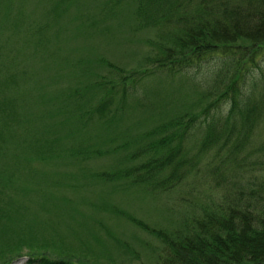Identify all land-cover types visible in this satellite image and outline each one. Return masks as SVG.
Segmentation results:
<instances>
[{"label":"rangeland","instance_id":"1","mask_svg":"<svg viewBox=\"0 0 264 264\" xmlns=\"http://www.w3.org/2000/svg\"><path fill=\"white\" fill-rule=\"evenodd\" d=\"M41 6L42 0H2L0 26L15 27L21 17L44 21L48 17L40 16ZM133 12L134 0H76L62 19L52 16L53 28L48 34L55 36L56 41L50 49L70 60L69 65L60 66V71L55 63L51 67L48 76L55 77L56 82L45 80V70L50 66L46 65L42 70L30 55L23 57L28 68H20L25 64L21 58L23 36L8 34L0 38L1 51L6 55L15 54L17 68L29 72L27 80H21L4 93L10 100L16 99L15 103L11 101L10 108L17 131L55 130L52 143L65 150L67 155L61 159L23 162L19 177L16 161L0 155V166L7 162L11 168L9 176L16 177L11 185H6L2 182L6 174L0 173V193L4 197L10 194L17 205H22L17 213L9 207L11 216L6 223L16 230L23 229L25 234L33 233L31 237L38 240L35 243L30 240L33 248L46 238L48 243L54 240L56 244H64L62 248L66 252L83 256L80 246L84 245L87 256L82 260L86 264H89L87 258L94 264H159L161 242L142 230L129 216L156 228H178L194 211L220 199L225 193L223 187H215L205 167L208 160L215 165L222 163L224 168L228 163L237 166L239 160H246L242 166L248 169L245 177L250 178L252 169L257 167L254 162L264 156L263 123L253 141L238 155L226 159V153H222L215 159V150L209 151L208 156L197 159L202 168L200 175L189 177L170 191L155 190L149 183H136L131 178L108 181L99 176L101 172L130 165L123 157L128 149L114 151L118 145L134 143L147 129L193 103H198L194 109L197 112L204 102L221 94L228 75L234 70L232 57L227 64L213 61L215 57L183 75L159 73L139 81L136 91L124 97L118 90L129 87L132 79L137 81L139 73L147 66L152 68L146 58L154 53L153 42L159 39L156 30L141 26ZM81 24L92 25L93 28L88 30L90 34L79 29ZM245 52L244 56L248 57L242 59L253 56L249 50ZM39 58L47 61L43 56ZM83 69L90 75H80ZM96 81L98 106L103 98L110 96L114 97V103L107 108L109 113L105 118L98 113V123L87 126L89 122H79L77 113L69 111L82 102L70 95L78 87ZM263 92L264 82L257 88V95ZM54 95L50 106L41 114L48 105V98ZM66 101L72 106L69 107ZM17 137L18 134H10L6 147ZM96 144L104 150L98 156L92 154L81 160L69 156V150L78 145ZM197 146L196 139L192 143L193 155L198 151ZM21 180L34 187L30 194L17 192ZM3 196L0 206L4 205ZM45 197H48V203L43 206L40 202ZM26 251V255L13 257L10 264H25L29 259ZM58 251L61 250L51 248L47 254L56 257Z\"/></svg>","mask_w":264,"mask_h":264},{"label":"trees","instance_id":"2","mask_svg":"<svg viewBox=\"0 0 264 264\" xmlns=\"http://www.w3.org/2000/svg\"><path fill=\"white\" fill-rule=\"evenodd\" d=\"M75 4L76 0H42L40 16L48 17L46 20L21 17L15 27L0 26V38L8 34L23 36L21 58L24 63L23 57L30 55L42 70L46 65L50 66L45 70L48 82H56L55 77L48 76L54 63L59 66L57 71L70 64L69 59L50 49L56 41L55 36L48 34L53 28L52 16H61L62 19ZM133 15L141 26L156 30L159 39L153 42L154 53L146 58L152 68L147 66L139 73L137 81L132 79L129 87L118 90L124 97L136 91L137 82L159 73L183 75L215 57L213 61L223 64L229 63L231 57L233 62L234 70L228 75L219 96L204 102L197 112L194 109L198 103H193L183 111L166 117L132 144L118 145L114 151L128 149L123 157L130 165L99 175L108 181H127L131 178L133 182L149 183L153 189L166 192L188 181L189 177L199 176L202 168L197 159L208 156L209 151L215 150V159L220 158L222 153H226V159L238 155L253 141L264 123V92L257 95V88L264 82V0H134ZM78 27L88 34L89 28H93L91 24ZM1 50L0 47V155L16 161L19 177L23 162L61 159L67 155L65 150L52 143L55 130L17 131L10 108L11 101L15 103L16 99L10 100L4 93L21 80H27L29 72L17 68L15 54L6 55ZM245 50L253 56L242 59L248 57L244 56ZM21 67H27L26 63ZM84 71L81 70L80 75H90ZM92 86L94 88L90 91ZM70 96L82 102L72 106L66 101L69 107L72 106L69 111L78 114L75 116L79 122H89L87 126L98 123V113L102 119L105 118L109 113L107 108L114 103V97L110 96L103 98L98 106V81L78 87ZM54 97H47L48 105L40 111L41 114ZM10 134H18V137L6 147ZM196 139L198 151L193 155L192 143ZM71 150L69 156L76 160L92 154L98 156L104 151L98 148V144L89 147L78 145ZM208 161L205 167L215 187L225 189L220 199L194 211L175 229L156 228L136 217L129 218L161 242L159 264H264V156L254 162L257 167L252 169L250 178L245 177L248 169L242 166L246 160H239L237 166L228 163L225 168L222 163L215 165ZM0 173L6 174L2 180L6 185H11L16 178L9 176L11 168L7 162L0 166ZM21 181L17 192L30 194L34 187H29L25 180ZM2 200L0 264H10L13 257L26 255L28 247L29 259L25 264H86L82 260L87 256L84 245L80 246L83 256L66 252L62 248L64 244H56L54 240L48 243L46 238L33 248L30 240L34 243L38 241L31 237L33 233L25 234L23 229L16 230L6 223L11 216L9 207L17 213L22 205H17L10 194L3 196ZM40 203L45 206L48 197ZM125 214L128 217L129 214ZM51 248L60 249L58 252L61 254L49 257L47 252ZM86 262L94 264L90 258Z\"/></svg>","mask_w":264,"mask_h":264}]
</instances>
